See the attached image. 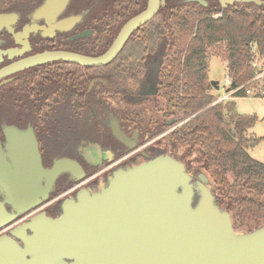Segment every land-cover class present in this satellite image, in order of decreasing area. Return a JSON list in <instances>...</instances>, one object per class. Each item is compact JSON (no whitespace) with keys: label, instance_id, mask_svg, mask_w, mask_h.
Segmentation results:
<instances>
[{"label":"flooded vegetation","instance_id":"af4514ba","mask_svg":"<svg viewBox=\"0 0 264 264\" xmlns=\"http://www.w3.org/2000/svg\"><path fill=\"white\" fill-rule=\"evenodd\" d=\"M45 1L0 0V174L8 179L7 188L0 183V264H14L15 244L23 250L37 248L24 239L50 241L33 237L34 231L26 224L42 225L57 218L65 205L77 202L79 195H91L105 187L114 172L156 156L159 146L153 137L160 124L157 114L151 112H158L161 105L157 95L159 62L143 59L153 52L152 44L158 40L154 34L142 44L132 37L143 24L125 41L130 38L127 48L140 42V56L130 54L128 60H111L100 66L62 59L31 63L32 57L44 52L98 55L88 53L95 49V38L114 32L115 38L121 26L146 7L147 0H67L63 7L58 2L54 8L37 13ZM203 1L168 3L198 8L189 4L196 2L210 12L209 0ZM214 1L221 9L210 16H222L228 6L238 3L222 7L219 0ZM71 16H79V20L59 24ZM109 64L118 71L93 70ZM149 101L152 108L144 105ZM139 105L141 111L133 108ZM162 121L167 128L175 125L173 116ZM58 159H67L69 167L55 177L48 176L47 170ZM16 175L21 176V191L28 202L17 205V209ZM31 195H35L32 202L28 200ZM42 253H28L25 259ZM72 262L73 258L60 254L49 263L39 264Z\"/></svg>","mask_w":264,"mask_h":264},{"label":"water","instance_id":"95a60500","mask_svg":"<svg viewBox=\"0 0 264 264\" xmlns=\"http://www.w3.org/2000/svg\"><path fill=\"white\" fill-rule=\"evenodd\" d=\"M66 1L46 0L36 12L54 8L58 2L63 7ZM219 1L222 7L232 2H264ZM164 3L147 0L146 7L129 18L109 47L98 55L44 52L32 57L31 63L62 59L86 66L104 65ZM78 20L79 16H71L59 24ZM210 83L218 89L217 81ZM112 130L120 136L115 128ZM69 164L67 159H58L46 174L55 177ZM19 176L14 186L16 209L17 205L28 204ZM0 183L8 187L6 175L0 174ZM34 198L31 195L28 200ZM25 226L34 231L33 237L50 241L24 239L31 247L37 246L35 250H23L15 244L14 264L49 263L60 254L73 258L71 264H264V224L250 231H236L230 213L218 205L210 179L199 174L194 180L180 160L166 153L114 172L105 187L91 195H79L77 202L65 205L57 218ZM37 250L44 253L25 259L26 254Z\"/></svg>","mask_w":264,"mask_h":264},{"label":"trees","instance_id":"16d2710c","mask_svg":"<svg viewBox=\"0 0 264 264\" xmlns=\"http://www.w3.org/2000/svg\"><path fill=\"white\" fill-rule=\"evenodd\" d=\"M180 4L166 0V5L132 35L142 44L154 34L158 40L152 44L153 52L143 58L159 62L157 95L161 98V119L154 133L168 127L163 124L164 117L173 116L175 124L186 119L165 136L167 148L159 144L155 154L170 148L171 156L177 158L175 151L184 148L180 156L183 160L197 152V161L218 190L216 201L230 213L233 228L250 231L264 224V163L247 152V130L254 126L257 116L236 113L234 101L212 104L213 87L205 60L208 51L218 56L233 87L252 79L255 70L251 63L256 57L252 45L258 59H264V4L234 3L222 16H210L221 9L214 0H209L210 12L196 2L189 4L198 8ZM143 6L144 3L138 9ZM114 33L96 37L95 49L88 53L99 54L106 49ZM129 39L112 62L128 60L130 54L140 56V42L125 53ZM98 69L115 68L110 64L93 68ZM236 96L244 97V90Z\"/></svg>","mask_w":264,"mask_h":264},{"label":"rangeland","instance_id":"374dc122","mask_svg":"<svg viewBox=\"0 0 264 264\" xmlns=\"http://www.w3.org/2000/svg\"><path fill=\"white\" fill-rule=\"evenodd\" d=\"M133 48H131V46H129L126 49L125 53H128ZM207 56L208 57L205 60V62L207 63L208 78L210 80H215L218 82V86H219L218 92H221V88L223 87V85L225 83V74H226L225 64L223 63V61L218 56H216L211 51H208ZM263 68L264 67L260 66V68H259L260 70L258 69V71L261 72V70ZM251 88L253 91L252 95L239 97V98H236L234 100L235 111H236V113L241 114V115H256L257 116V120H256L254 126L247 130V136L250 138V143L247 147V152L249 153V155L252 158L264 163V97L258 96V89L264 88V77L258 79V81L255 82ZM215 90L216 89L213 88V90L211 91V94L213 96H215V94H216ZM160 102H161V100H160ZM160 102H159V104H160ZM144 105L145 106L147 105L148 108L153 107V103L151 101H149L148 103H146ZM127 106H129V104ZM133 108H137L139 111L142 110V107L140 105L133 107ZM148 111L149 110H146V112H141V113L143 115H146V113ZM151 112H152V114H157V118L160 122L161 118L158 116L160 114V112L159 111L158 112L151 111ZM184 121L178 122L171 127L169 126V128H165L159 132L154 133L153 139L156 138V140H157L156 142L159 143L161 147H166L165 146V144H166L165 136L174 127L178 126L180 123H182ZM167 150L170 153L169 155H171L173 150L170 148H168ZM183 151H184V148H179L177 151H175V156L177 157L178 160L183 161L182 163L184 165H186L185 167H186L187 171L192 175V177L195 178L199 174H205L207 176L206 171L201 166V164L197 161L198 153L195 152L191 155H188L186 158H184L182 160L180 158V156L184 153ZM210 187L215 194H218V190L212 184L211 180H210ZM236 231L245 232L247 230L243 229V230H236Z\"/></svg>","mask_w":264,"mask_h":264},{"label":"built area","instance_id":"2783aa9c","mask_svg":"<svg viewBox=\"0 0 264 264\" xmlns=\"http://www.w3.org/2000/svg\"><path fill=\"white\" fill-rule=\"evenodd\" d=\"M252 52L254 54H256L255 59L251 63V66L255 70L254 77L252 79H250L249 81L245 82L244 84H241L237 87H233L232 86V80H231L230 76L226 73L225 74V83H224L223 87L221 88V92H218V90H219V86H218V89H216V94H215V96H213L214 100H213L212 104L217 103V102L233 101L234 99L238 98V96H236V94L238 91H240L242 89L244 90L245 96L252 95V93H253L252 88H251L252 85L255 82H257L258 79L264 77V68L261 70V72L258 71L260 66L264 67L263 66L264 65V59H258V55L256 53L255 45H252ZM258 96L264 97V88L258 89Z\"/></svg>","mask_w":264,"mask_h":264},{"label":"crops","instance_id":"0c3cea01","mask_svg":"<svg viewBox=\"0 0 264 264\" xmlns=\"http://www.w3.org/2000/svg\"><path fill=\"white\" fill-rule=\"evenodd\" d=\"M215 91H216V90H215ZM238 98H239V97H238ZM234 100H235V99H234ZM234 100H233V101H234Z\"/></svg>","mask_w":264,"mask_h":264}]
</instances>
